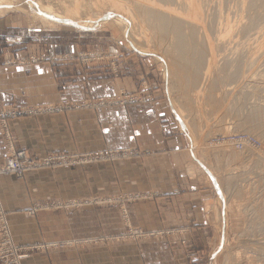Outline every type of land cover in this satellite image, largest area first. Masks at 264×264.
<instances>
[{"label":"rangeland","instance_id":"1","mask_svg":"<svg viewBox=\"0 0 264 264\" xmlns=\"http://www.w3.org/2000/svg\"><path fill=\"white\" fill-rule=\"evenodd\" d=\"M15 4L19 10L0 12V179L12 177L38 193L52 194L49 200L36 203L27 215L36 219L53 215L58 221L66 215L71 223L64 227L57 223L53 234L72 239L31 247L16 245L0 196V264H23L32 254H46L55 248L74 253L65 257L67 264H264V232L253 233L251 229L257 214L260 219L255 223L264 226V136L245 125L247 112L236 118L229 115L218 128L223 117L214 119L224 108L204 101L202 106L209 115L199 131L206 141L195 144L189 119L181 121L176 114L178 95L166 78L163 54L138 53L128 46L123 32L105 20L109 14L127 22L129 5H105L100 13L84 17L93 21V28L80 30L52 26L34 16L26 0ZM127 23L131 32L139 25L138 21ZM39 66L48 67L50 74L38 77ZM263 68L257 78L262 91L250 98L246 95L249 99L243 97L247 106L264 104V81H260L264 80ZM17 69H21L19 74L11 75ZM254 71L253 76L260 73L257 67ZM14 77L24 82L36 78L54 83L61 96L56 98L62 101L48 107L34 106L40 101L28 100L27 104L19 97L18 102L7 103L1 84ZM245 84L233 82L227 102ZM249 87L244 86L242 92ZM78 93L83 94L82 100H78ZM75 111L110 117L113 131V123L117 124L114 141L118 146L106 145L103 134L100 145L95 127V149L86 150L87 143L79 145V137L65 133L56 134L54 140L62 142L70 137L77 150L62 145L40 148L35 143L30 149H17L12 121ZM108 123L102 125V131L110 126ZM131 135L133 140H129ZM41 139L45 144L48 136L37 137ZM177 145L183 152L182 165L175 167L171 157L167 166L162 156L170 155ZM213 148L240 155L228 166L236 177L233 191L220 180L214 181V174L211 176L200 161L202 150L211 152ZM210 152V165L216 177H221L225 172L217 168ZM70 170H83L79 174L85 179L84 196L65 195ZM165 170L176 173L177 195L187 193L192 185L206 193L200 214L192 213L189 203L182 205L179 198L175 205L164 204L161 195L153 194V189L165 183L160 181ZM180 176L185 180L180 181ZM169 184L173 186L175 181ZM238 186L243 188L240 195L234 192Z\"/></svg>","mask_w":264,"mask_h":264},{"label":"bare ground","instance_id":"2","mask_svg":"<svg viewBox=\"0 0 264 264\" xmlns=\"http://www.w3.org/2000/svg\"><path fill=\"white\" fill-rule=\"evenodd\" d=\"M26 1L34 16H40L52 26H73L80 30H91L93 21L84 17L100 13L105 5H112V8L121 4L129 5L128 21L139 22V25H134L132 32L128 21L124 22L116 15L109 17L108 14L105 20L107 23L113 22L123 32L128 46L138 53L150 56L160 52L163 54L166 78L170 79V88L178 95L174 103L176 114L181 121L182 118L189 119L194 128L193 143L201 139L206 141L203 131H199L209 115L202 106L204 101L224 108L223 113L214 119L219 121L223 117L218 128L229 115L236 118L241 112H247L248 122L245 125L264 136V104L247 106V100L242 99L262 91L257 78L262 73L260 68L264 66V0ZM15 2L17 0H0V12L19 10ZM255 67L260 73L253 76ZM235 81L246 83L244 86L249 85L250 89L242 92L243 86L227 102ZM252 83L257 85L252 87ZM209 152L202 150L199 156L202 165L208 167L211 176L214 174V181L220 180L233 191L232 182L236 177L229 167L240 159V155L236 152L225 153L220 148L211 149L210 154L214 160L216 158L217 168L225 172L221 177H216L217 173H214L208 160ZM234 192L240 195L243 188L238 186ZM258 219L257 214L252 220L253 233L264 232L262 223H257Z\"/></svg>","mask_w":264,"mask_h":264},{"label":"crops","instance_id":"3","mask_svg":"<svg viewBox=\"0 0 264 264\" xmlns=\"http://www.w3.org/2000/svg\"><path fill=\"white\" fill-rule=\"evenodd\" d=\"M41 70L38 77H43L45 75L50 74V70L46 66H39L36 70ZM10 70L7 71L9 73ZM21 69H17V71L10 72L11 75L19 74ZM1 84L2 91L4 92L3 99L7 103H16L18 102L19 97H22L27 104H29L28 100L32 102H40L35 103L34 106H52L55 103H60L62 100L57 97V90L53 88V84H46L43 81H38L36 78H28L27 82L23 81V78L14 77L10 82H3ZM78 100L83 99V94H77ZM68 99V98H66ZM82 112H72V113H49L43 114L42 116H34V117H21L11 122L10 128L12 134L15 138V144L17 149L20 148H28L35 143L40 148H48L53 145H62L66 148L70 149L75 147L77 150V145L70 137L63 140L62 142L55 141L54 138L56 134H68L71 136L74 135L73 138L79 137L81 139L79 145L83 146V143H87V149H95L96 142V130L97 127L98 132V141L101 145L102 134L104 135V140L106 145L114 146L115 148L118 146L117 142L114 141L115 135L117 139V124L113 123V127H116L113 131L112 124L110 122V117H103L102 114L97 115L95 117L93 114H81ZM91 121L90 126H86L87 121ZM85 121V122H84ZM105 122H109L110 126L105 127L102 131V125ZM28 125L30 127H28ZM91 130H88L90 129ZM93 130V131H92ZM77 133V134H76ZM43 134L48 136V140L43 144V140H37L38 136H42ZM96 138V139H95ZM134 136L131 135L129 140H133ZM128 143V141H126ZM99 145V146H100ZM120 146V145H119ZM179 146V145H177ZM107 148V147H106ZM175 150L171 152L168 156H162L167 159V166L169 165L168 160L173 158V163L175 167H179L181 164V159L183 157V152H181V146H174ZM3 156L2 147L0 146V157ZM182 165V164H181ZM83 170H70L68 177L70 181L68 182V187L65 190V195L73 194L75 196H84V177L79 174ZM77 174V177L74 176ZM183 180L184 177H182ZM180 176V181H182ZM14 178H1L0 179V196L3 200V206L5 211L7 212L8 219L10 221L12 230L15 234V243L20 247H31V246H39L43 244H57L72 238L70 237H60L53 234V230L57 227V223L61 222L64 226L69 225L71 221L65 215L59 221L54 219L53 215L44 216L40 215L38 218H30L27 214L33 209V206L36 203L43 202L45 200H49L52 194H46L43 192L37 191L36 188L31 187L28 183L20 182ZM160 181H164V184L159 185L158 188L152 190L153 194L161 195L164 198V204L172 203L175 205L179 198V201L182 205L189 203L190 211L195 215L201 213V207L203 202L202 198L206 193L200 192L197 187L193 185L188 188V192L182 195H177V177L175 171L169 172L165 170V177L161 178ZM169 181H175L173 186H170ZM179 181V183H181ZM187 185V184H186ZM201 198V199H200ZM189 202H186V201ZM185 203V204H183ZM158 204H163L158 201ZM185 211V210H184ZM182 210V212H184ZM166 212V211H165ZM65 218V219H64ZM199 221L195 222V225L198 226ZM175 227H183V226H175ZM78 237L74 240H77ZM99 251L100 249H94V252ZM74 255L72 252H64V250L51 249L46 254H32L30 257L26 258L23 261V264H67L68 261H65L66 256ZM100 255V254H99ZM100 257V256H98Z\"/></svg>","mask_w":264,"mask_h":264}]
</instances>
